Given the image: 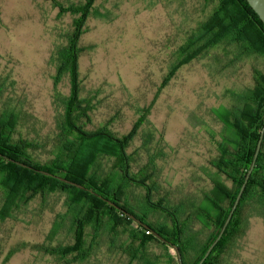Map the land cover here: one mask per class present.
Listing matches in <instances>:
<instances>
[{
    "label": "trees",
    "instance_id": "obj_1",
    "mask_svg": "<svg viewBox=\"0 0 264 264\" xmlns=\"http://www.w3.org/2000/svg\"><path fill=\"white\" fill-rule=\"evenodd\" d=\"M97 1L64 9L53 0L74 20L53 58L55 88L61 77L70 87L58 98L60 110L46 141L22 133V114L3 97L0 84V227L24 222L20 215L27 211L34 216L49 212L44 240L32 248L58 264H178L173 246L182 264H198L218 236L261 139L231 220L202 263L230 264L233 244L245 235L249 220H264V24L245 0H200L202 16L176 47L161 87L211 51H221L227 66L243 59L258 66L252 68L251 86L231 93L228 106L211 110L221 126L211 134L215 155L198 169L200 176L172 187L161 179L162 136L156 138L148 128L139 135L149 106L139 109L125 134L106 126L87 129L94 105L93 97L80 93L78 43ZM139 136L140 144L132 149ZM26 247L22 243L4 253L0 243V264Z\"/></svg>",
    "mask_w": 264,
    "mask_h": 264
},
{
    "label": "rangeland",
    "instance_id": "obj_2",
    "mask_svg": "<svg viewBox=\"0 0 264 264\" xmlns=\"http://www.w3.org/2000/svg\"><path fill=\"white\" fill-rule=\"evenodd\" d=\"M56 1L65 9L84 0ZM93 6L77 60L81 96L93 97L87 129L106 126L125 134L139 109L149 106L139 135L148 128L156 138L162 136L161 179L174 187L200 176L198 169L215 155L211 134L221 130L211 110L228 106L231 93L251 86L252 68L258 65L243 59L227 66L221 51H211L181 67L161 87L176 47L202 16L201 1L98 0ZM73 20L53 0H0V84L3 97L20 110V129L29 138L46 141L60 110L58 98L69 93L66 77L54 86L53 58ZM35 215L27 211L20 215L24 222L7 221L0 227L4 253L22 243L28 246L6 264H58L32 248L42 243L51 221L47 211ZM230 261L264 264V220H249L245 235L233 244Z\"/></svg>",
    "mask_w": 264,
    "mask_h": 264
},
{
    "label": "water",
    "instance_id": "obj_3",
    "mask_svg": "<svg viewBox=\"0 0 264 264\" xmlns=\"http://www.w3.org/2000/svg\"><path fill=\"white\" fill-rule=\"evenodd\" d=\"M245 1H246L247 4L249 5V7L253 10V12L258 16V18H259V20L262 22V24H264V0H245ZM262 136H264V129H262V131H261V138H262ZM260 147H261V139H260V140L258 141V143H257L256 150H255V154H254V158H253V161H252L251 166H250V168H249V171H248L247 174H246L245 180H244V182H243V184H242V186H241V188H240V190H239V192H238V194H237V196H236V199H235V201H234V203H233V206H232V208H231V210H230V212H229V214H228V216H227V218H226V220H225V222H224V224H223V226H222V228H221V230H220L218 236H217L216 239L212 242V244L209 246V248H208L207 251L205 252L204 256H203V257L201 258V260L198 262V264H202V263L205 261V259H206V258L209 256V254L211 253V251H212V249L214 248V246H215V245L218 243V241L221 239V237H222V235H223V233H224V231H225V229H226L228 223L230 222L231 217H232V215H233V213H234V211H235V209H236V207H237V205H238V203H239V201H240V198H241L242 193H243V191H244V188H245V186H246L247 180H248V178H249V176H250V174H251V172H252V170H253V168H254V165H255L256 158H257V155H258V153H259ZM73 185L82 188V187L79 186V185H76V184H73ZM108 203H109L111 206H114V207H116L117 209L122 210V212H123L124 214H126L130 219H133V220H135V222L141 224V222H140L139 220L135 219L131 214L127 213L125 210L121 209V208L118 207V206H115L113 203H110V202H108ZM144 227H145V228H148L146 225H144ZM155 236L158 237L157 234H155ZM158 238H159V237H158ZM160 240H163V239L160 238ZM173 249L175 250V253H176V256H177L178 264H182V259H181V255H180V252H179L178 248L175 247V246H173Z\"/></svg>",
    "mask_w": 264,
    "mask_h": 264
}]
</instances>
